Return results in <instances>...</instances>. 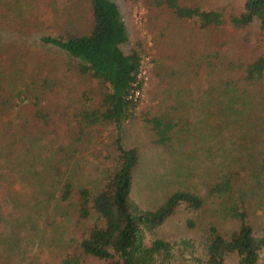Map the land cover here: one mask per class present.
Segmentation results:
<instances>
[{"label":"trees","instance_id":"trees-1","mask_svg":"<svg viewBox=\"0 0 264 264\" xmlns=\"http://www.w3.org/2000/svg\"><path fill=\"white\" fill-rule=\"evenodd\" d=\"M85 1L90 14L87 31L64 29L39 36L47 49L55 48L73 62L76 78L67 82L65 70L53 60L48 65L41 62L44 69L37 65L30 71L14 62L22 49L21 25L37 6L35 0H0V43L6 44H0V185L28 179L27 190L11 187L2 192L8 204L4 211L0 208L1 215H7L0 216V241L7 246L0 249V264L17 250L18 233L47 240L53 247L52 264H264V235L254 230L242 199L232 197L242 175L251 192L264 188V49L244 59L219 60L216 88L206 86L202 112L216 116L212 125L216 131L207 136L227 133L238 143L242 139V147L239 157L219 152L215 169L206 167L207 174H198L206 179V194L218 203L207 209L204 238L194 242L158 236L153 230L177 208H204L206 198L194 189L174 186L152 208L130 199L139 154L135 146L122 143L120 123L133 116L140 100L142 56L134 47L121 48L128 35L114 1ZM145 1L166 9L178 23L192 18L206 30L219 28L224 20L219 9H204L194 2ZM228 20L238 26L254 21L264 29V0H243L241 10ZM90 81L98 83L96 92L86 87ZM73 88L78 95L75 109L67 95ZM93 95L96 99L90 102ZM197 97L200 100V94ZM142 120L156 144L177 151L186 130L179 116L145 113ZM104 123L115 130L111 165L86 175L83 150L93 128ZM207 146L205 152L210 153L211 144ZM232 161L239 162L237 168H229ZM8 169L12 175H7ZM217 220L235 225L224 229Z\"/></svg>","mask_w":264,"mask_h":264},{"label":"rangeland","instance_id":"rangeland-1","mask_svg":"<svg viewBox=\"0 0 264 264\" xmlns=\"http://www.w3.org/2000/svg\"><path fill=\"white\" fill-rule=\"evenodd\" d=\"M112 1L119 8L128 35L126 42L120 45L121 48L127 51L134 47L142 56L143 81L139 93L140 100L133 111V116L123 119L120 123L122 143L125 146H135L139 154L138 163L134 166L129 197L140 207L152 208L159 203L162 194L174 186L188 187L205 195L204 208L195 210L177 208L153 230L158 236L186 238L198 242L205 236L203 228L209 218L207 209L218 205L215 197L206 194L205 177L201 178L198 174H207V168L215 169V163H220L219 152L226 156L239 157L238 151L242 147V139L238 143V138L232 139L227 133L207 136L209 132L216 131V127L212 128L216 123V116L203 115L202 109L206 106V86L216 88L214 84L218 75L215 65L219 60L236 57L244 59L262 51L264 29H260L254 21L238 26L228 20L230 15L241 10L243 0H179L194 2L204 9H219L224 20L215 30L201 28L192 18L178 23L166 9L155 7L145 0ZM35 2L37 7H33V12L28 15L29 21L21 25L24 27L22 29L24 35L19 38L22 49L18 51V56L14 57V62L20 64L25 71H30L37 65L43 68L41 62L48 65V61L53 60L65 70L67 82L75 80L73 62L67 60L70 58L55 48L47 49L46 45L40 42L39 36L60 34L64 29L87 31L90 24L87 1L35 0ZM27 32L29 33L26 35ZM25 35L31 36L26 38ZM0 44L6 45L4 42ZM238 53L241 57L237 55ZM86 87L95 92L99 89L95 81H90ZM89 90L85 96L90 94ZM198 94L201 96L200 100ZM67 95L70 108H77L76 89L68 90ZM89 99L90 102L95 101L96 95ZM184 101L187 103H183ZM207 105L211 107L210 104ZM164 112L170 116H179L180 124L186 123V130L181 133V141L175 152L169 145L156 144L152 140L153 134L147 123L142 120L145 113L152 115ZM186 119L189 122H185ZM63 128L62 122L59 132H62ZM114 133V126L110 123L93 128L92 139L83 150L86 161L82 170L86 175L94 171L98 173L104 169L103 166L111 165L114 150L110 142ZM209 143L210 153H207L205 151ZM238 163L232 161L229 168H237ZM7 171V175L13 174L12 170ZM87 179L91 178L87 176ZM27 180L23 182L18 180L11 185L2 182L1 210L4 211L8 204L2 197V192L11 187L27 190L25 182ZM232 197L235 201L242 199L254 230L264 235V188L256 194L251 192L246 177L242 175L233 186ZM0 216L7 219L6 212L2 215L0 213ZM216 222L224 229L235 225L231 220ZM18 234L20 240L18 248L3 264H52L50 257L53 247H50L47 240L38 239V236L26 239L23 233ZM75 234L77 235L76 232ZM4 246H7L6 242L0 241L1 251ZM261 258L264 263V248Z\"/></svg>","mask_w":264,"mask_h":264},{"label":"built area","instance_id":"built-area-1","mask_svg":"<svg viewBox=\"0 0 264 264\" xmlns=\"http://www.w3.org/2000/svg\"><path fill=\"white\" fill-rule=\"evenodd\" d=\"M141 72H142V70L140 71V75L142 76ZM136 93H138V91H137V90H135V94H136Z\"/></svg>","mask_w":264,"mask_h":264}]
</instances>
